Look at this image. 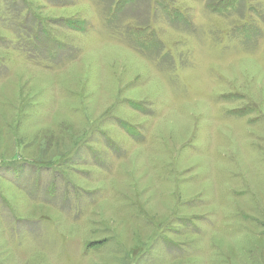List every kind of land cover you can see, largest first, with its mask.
I'll list each match as a JSON object with an SVG mask.
<instances>
[{
  "label": "rangeland",
  "instance_id": "obj_1",
  "mask_svg": "<svg viewBox=\"0 0 264 264\" xmlns=\"http://www.w3.org/2000/svg\"><path fill=\"white\" fill-rule=\"evenodd\" d=\"M0 264H264V0H0Z\"/></svg>",
  "mask_w": 264,
  "mask_h": 264
},
{
  "label": "trees",
  "instance_id": "obj_2",
  "mask_svg": "<svg viewBox=\"0 0 264 264\" xmlns=\"http://www.w3.org/2000/svg\"><path fill=\"white\" fill-rule=\"evenodd\" d=\"M118 3V2H117Z\"/></svg>",
  "mask_w": 264,
  "mask_h": 264
}]
</instances>
